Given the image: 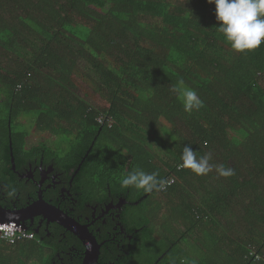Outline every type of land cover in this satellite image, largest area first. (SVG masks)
<instances>
[{
  "label": "trees",
  "instance_id": "obj_1",
  "mask_svg": "<svg viewBox=\"0 0 264 264\" xmlns=\"http://www.w3.org/2000/svg\"><path fill=\"white\" fill-rule=\"evenodd\" d=\"M214 12L207 0H0L5 192L26 186L17 170L42 161L73 185L81 213L124 199L128 254L113 241L99 260L264 264V43L235 52ZM181 79L202 99L199 111L186 113L172 91ZM83 84L91 90L81 95ZM96 95L103 105L90 103ZM25 118L67 146H28ZM185 145L235 175L184 169ZM137 168L158 173L165 189L123 188ZM27 232L0 239V264H61L68 233Z\"/></svg>",
  "mask_w": 264,
  "mask_h": 264
},
{
  "label": "flooded vegetation",
  "instance_id": "obj_2",
  "mask_svg": "<svg viewBox=\"0 0 264 264\" xmlns=\"http://www.w3.org/2000/svg\"><path fill=\"white\" fill-rule=\"evenodd\" d=\"M17 171L22 185L25 184L26 186L11 191L9 196L4 190L6 185L5 182L7 181L6 178L0 180V215L7 212L9 215L13 216V218L19 219L24 225L35 232H38L42 228V230L46 232V235H53L54 232H56L62 235L63 238H66V233H68V239L71 241V244L67 246V250L64 251V254L59 256L58 259H60L61 264H71V261L81 259L84 246L81 242L80 244L74 240L72 241L69 237L70 231L66 229V231L62 230L55 222L48 221L47 216V218H44L43 214H38L26 217L27 214H35L33 212H37L38 209L44 213H48L46 210L48 205H46V203L58 207L70 217L74 218L78 223L87 226L96 238V241L100 244L98 258L101 254V248L104 246L108 248L109 244L113 241L117 242L115 245L117 249L124 250L125 253L128 254L125 250L126 247L123 241L126 240L127 242L128 240L130 242L133 234L130 233V226L126 225L127 221L125 220L124 214L119 210V207L125 202L124 199H121L116 205H113V202L109 201L99 212L96 208L97 205H91L93 210L87 215L84 212H80L78 199L71 195L73 185L68 181L69 186H67L68 184L62 179L61 172L57 170L54 165L45 164L40 161L37 164L29 163V165L25 166L22 170ZM39 198L42 199L44 203L41 205L38 203L36 210H31L33 212L19 211L28 207V205L31 206L37 201L39 202ZM115 208L117 210H115ZM21 217L26 218L21 220ZM107 224H110V229L102 231L103 225ZM26 226H24V228L27 230ZM96 264L114 263L112 261L98 259Z\"/></svg>",
  "mask_w": 264,
  "mask_h": 264
},
{
  "label": "clouds",
  "instance_id": "obj_3",
  "mask_svg": "<svg viewBox=\"0 0 264 264\" xmlns=\"http://www.w3.org/2000/svg\"><path fill=\"white\" fill-rule=\"evenodd\" d=\"M207 3L215 6L214 14L219 24L217 28L235 52L253 51L264 43V0H207ZM172 91L181 100L186 113L191 114L204 107L196 90L185 86L182 79ZM211 159L210 153L198 156L190 145H185L181 155V167L191 170L197 176L207 175L213 169L224 178L235 175L233 168L224 164L210 163ZM120 183L123 188L134 187L143 190L144 193H153L164 190L167 181L160 179L156 172L148 173L137 168L125 175ZM2 214L9 215L7 212ZM0 222L17 221L12 219ZM17 223L25 226L21 221ZM172 264L175 262L173 261ZM181 264H196V261L184 260Z\"/></svg>",
  "mask_w": 264,
  "mask_h": 264
},
{
  "label": "water",
  "instance_id": "obj_4",
  "mask_svg": "<svg viewBox=\"0 0 264 264\" xmlns=\"http://www.w3.org/2000/svg\"><path fill=\"white\" fill-rule=\"evenodd\" d=\"M40 199V198H39ZM43 204L44 201L42 199L37 201L35 204L31 206L21 209L19 211H27L30 212L31 210H36V206ZM46 203V202H45ZM48 205L46 208L47 212H42L39 209L37 212H33L35 214H27L26 217H31L38 214H43L44 218H47L48 221L55 222L61 226H63L66 230H69L71 233L76 235L84 246L83 256L81 258V264H96L98 260V253L100 244L96 241L94 235L90 232L86 225H82L78 223L74 218L70 217L67 213L63 212L56 206ZM42 212V213H39ZM47 216V217H46ZM26 217H21V220H24ZM16 220L20 222L19 219L13 218L11 215L5 216L4 214L0 215V221H9V220ZM26 226V225H25ZM27 227V226H26Z\"/></svg>",
  "mask_w": 264,
  "mask_h": 264
},
{
  "label": "rangeland",
  "instance_id": "obj_5",
  "mask_svg": "<svg viewBox=\"0 0 264 264\" xmlns=\"http://www.w3.org/2000/svg\"><path fill=\"white\" fill-rule=\"evenodd\" d=\"M4 55H6V53L4 54ZM7 56V55H6ZM8 58V57H7ZM5 61V59L3 58V61L2 62H4ZM5 64V62L4 63H2V66ZM83 83V82H82ZM86 90H91V88L89 87V85L88 84H83V86L82 87H79V89H78V92L81 94V95H84L85 94V91ZM88 98V97H87ZM89 99V98H88ZM89 101H90V103L91 104H95V105H98V106H100V105H103L104 104V102L96 95L95 96V99H89ZM25 120V127L27 128V130H28V143H27V145L28 146H31L32 144L34 145V144H37L38 142H45V143H48V144H53V145H58V146H61V147H66L67 146V144H66V142H65V139H62V138H58V139H56V136H54L53 134H51V133H48V132H43V131H37L36 129H35V127H34V125H33V123L31 122V121H29V119L28 118H25L24 119ZM61 143V144H60ZM241 213H242V211L241 212H239V213H237V220H239L240 221V215H241ZM222 221V224L221 225H225L227 222L225 221V219L224 220H221ZM239 221H236V223H237V225H238V223H239Z\"/></svg>",
  "mask_w": 264,
  "mask_h": 264
},
{
  "label": "built area",
  "instance_id": "obj_6",
  "mask_svg": "<svg viewBox=\"0 0 264 264\" xmlns=\"http://www.w3.org/2000/svg\"><path fill=\"white\" fill-rule=\"evenodd\" d=\"M101 122V118L98 119ZM32 233L27 232L24 226L17 222H0V239L13 243L18 240L31 239Z\"/></svg>",
  "mask_w": 264,
  "mask_h": 264
}]
</instances>
